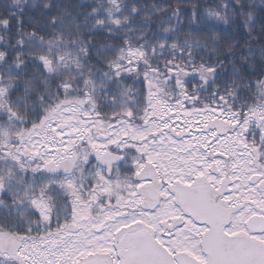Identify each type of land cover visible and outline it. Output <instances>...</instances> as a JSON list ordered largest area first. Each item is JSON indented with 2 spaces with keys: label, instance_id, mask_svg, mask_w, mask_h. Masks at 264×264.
<instances>
[{
  "label": "snow or ice",
  "instance_id": "1",
  "mask_svg": "<svg viewBox=\"0 0 264 264\" xmlns=\"http://www.w3.org/2000/svg\"><path fill=\"white\" fill-rule=\"evenodd\" d=\"M141 16L0 0V264H264V71L221 86L198 6Z\"/></svg>",
  "mask_w": 264,
  "mask_h": 264
},
{
  "label": "trees",
  "instance_id": "2",
  "mask_svg": "<svg viewBox=\"0 0 264 264\" xmlns=\"http://www.w3.org/2000/svg\"><path fill=\"white\" fill-rule=\"evenodd\" d=\"M21 2L26 13L31 12L39 16L44 11V5L50 3V0H26V2L21 0ZM124 2L148 15V21L145 22L141 16L138 23H148L153 30L162 34L165 28L175 27L176 22L172 19V12L176 7L191 11L193 7L198 6L200 26L210 25L216 30L215 39L209 34L201 37V43L208 46L212 59L220 62L221 86L228 82L224 78L231 77L237 70L239 75L247 74L253 78L255 74L264 71V0H235V3H242L243 8H229L226 12L223 5L232 0H124ZM66 3L71 5L72 0H66ZM206 7L216 8L224 19L207 17L204 13ZM69 11L76 10L69 7ZM241 11L244 15H240ZM249 12L252 19L248 17ZM184 24L186 26L190 24L187 17L184 19ZM28 31V18L25 15L21 34L26 35ZM147 35L150 37L152 33L149 32ZM180 38L185 39V35L181 33ZM5 42L9 51L14 52L15 32L5 36ZM213 48H215L214 52ZM250 65H253L254 69H250ZM238 84L242 87L243 81H238Z\"/></svg>",
  "mask_w": 264,
  "mask_h": 264
}]
</instances>
